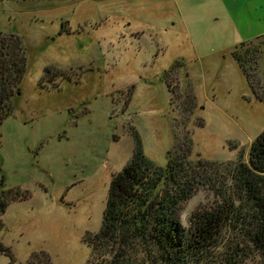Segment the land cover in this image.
I'll return each mask as SVG.
<instances>
[{
  "label": "rangeland",
  "instance_id": "374dc122",
  "mask_svg": "<svg viewBox=\"0 0 264 264\" xmlns=\"http://www.w3.org/2000/svg\"><path fill=\"white\" fill-rule=\"evenodd\" d=\"M0 32L27 53L0 124V187L25 194L2 215L13 258L0 264H46L45 254L87 264L86 234L99 230L112 174L133 154L132 128L165 166L175 119L179 140L188 121L193 157L217 163L208 177L224 184L199 185L180 207L183 226L220 201L264 129V102L231 54L264 33V0H0ZM256 73L264 97V54Z\"/></svg>",
  "mask_w": 264,
  "mask_h": 264
},
{
  "label": "trees",
  "instance_id": "16d2710c",
  "mask_svg": "<svg viewBox=\"0 0 264 264\" xmlns=\"http://www.w3.org/2000/svg\"><path fill=\"white\" fill-rule=\"evenodd\" d=\"M231 54L256 98L264 102L253 79L264 54V33L241 41ZM26 71L22 38L0 32V124L13 111V99ZM169 87L174 93L170 83ZM185 98L184 108L193 99L191 112L196 97L191 93ZM175 121L176 142L167 150L165 166L146 155L139 132L131 129L133 154L112 174L99 230L86 234L87 264H264V129L251 143L248 160L234 163L229 189L221 192L220 201L194 210L189 225L183 226L178 219L180 207L199 185L224 183L219 177H208L210 166L217 170L215 161L193 157L188 121L183 140L176 130L182 122ZM24 196L20 189L0 187V231L8 204ZM0 254L13 258L1 237Z\"/></svg>",
  "mask_w": 264,
  "mask_h": 264
},
{
  "label": "water",
  "instance_id": "95a60500",
  "mask_svg": "<svg viewBox=\"0 0 264 264\" xmlns=\"http://www.w3.org/2000/svg\"><path fill=\"white\" fill-rule=\"evenodd\" d=\"M17 92H19V91H17Z\"/></svg>",
  "mask_w": 264,
  "mask_h": 264
}]
</instances>
